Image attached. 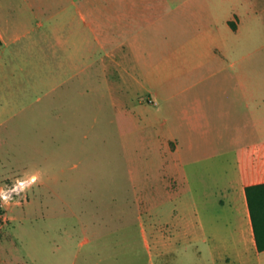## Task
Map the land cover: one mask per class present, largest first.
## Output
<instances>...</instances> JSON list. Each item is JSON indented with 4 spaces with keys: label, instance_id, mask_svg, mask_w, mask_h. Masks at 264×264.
I'll return each mask as SVG.
<instances>
[{
    "label": "rangeland",
    "instance_id": "rangeland-1",
    "mask_svg": "<svg viewBox=\"0 0 264 264\" xmlns=\"http://www.w3.org/2000/svg\"><path fill=\"white\" fill-rule=\"evenodd\" d=\"M111 1L87 0L88 26L84 0L0 4L8 44L0 59V188L37 176L22 204L3 206L0 264H212L195 246L207 231L221 264H264V251L236 231L245 194L221 204L231 191L198 181L184 187L167 170L160 143L142 115H132V100L147 95L127 88L112 49L151 26L143 39L150 56L183 55L193 67L208 57L194 35L211 25L232 53L242 42L249 83L264 87V0H152L149 13L115 37L100 28ZM170 6L181 47L165 43L154 21ZM229 16L240 31L217 28ZM200 212L206 219L195 220Z\"/></svg>",
    "mask_w": 264,
    "mask_h": 264
},
{
    "label": "crops",
    "instance_id": "crops-1",
    "mask_svg": "<svg viewBox=\"0 0 264 264\" xmlns=\"http://www.w3.org/2000/svg\"><path fill=\"white\" fill-rule=\"evenodd\" d=\"M150 4L152 0H112L100 28L112 30L115 37L116 31L125 32L134 20L148 14ZM83 6L81 17L88 26L87 0ZM176 10L170 6L155 15L154 21L160 19V36L165 43L181 47L186 42L177 30L181 21L172 17ZM221 21L217 28L227 32L241 29L239 19L229 16ZM150 28L128 32L119 43H113L112 49L117 45L120 53L117 67L120 72L127 71V88L138 95L144 90L148 98V103L132 100V109L138 112L132 115H142L145 127L160 143L167 170L181 178L184 187L194 188L198 181L208 189L231 191L228 198L222 195L218 201L233 205L236 198L244 196L248 184L264 182V87L249 83L242 42H236L240 49L232 53L221 37L223 31L219 33L211 25L206 27L209 32L204 27L198 29L194 39L208 46V57L205 60L200 54L198 63L191 67L183 55L150 56L152 49L143 46L150 42L143 40ZM5 33L0 16V59L8 45ZM244 197L247 203L246 194ZM194 219L204 220L206 216L200 212ZM236 231L256 246L248 207ZM200 236L196 252H208L212 264H221L213 246L214 235L207 231ZM221 254L226 258L225 252Z\"/></svg>",
    "mask_w": 264,
    "mask_h": 264
},
{
    "label": "trees",
    "instance_id": "trees-1",
    "mask_svg": "<svg viewBox=\"0 0 264 264\" xmlns=\"http://www.w3.org/2000/svg\"><path fill=\"white\" fill-rule=\"evenodd\" d=\"M2 39L0 37V45ZM247 205L253 226L255 243L258 251H264V182L248 184L245 187ZM3 207L0 205V224Z\"/></svg>",
    "mask_w": 264,
    "mask_h": 264
},
{
    "label": "built area",
    "instance_id": "built-area-1",
    "mask_svg": "<svg viewBox=\"0 0 264 264\" xmlns=\"http://www.w3.org/2000/svg\"><path fill=\"white\" fill-rule=\"evenodd\" d=\"M34 181L33 176H30L26 178H18L13 183L2 186L0 191L4 194H8L10 198L7 202L0 199V205L3 207L5 204H22V202L26 200L27 190Z\"/></svg>",
    "mask_w": 264,
    "mask_h": 264
},
{
    "label": "clouds",
    "instance_id": "clouds-1",
    "mask_svg": "<svg viewBox=\"0 0 264 264\" xmlns=\"http://www.w3.org/2000/svg\"><path fill=\"white\" fill-rule=\"evenodd\" d=\"M9 198L10 197L8 194H4L2 191H0V199H3L5 202H7Z\"/></svg>",
    "mask_w": 264,
    "mask_h": 264
},
{
    "label": "water",
    "instance_id": "water-1",
    "mask_svg": "<svg viewBox=\"0 0 264 264\" xmlns=\"http://www.w3.org/2000/svg\"><path fill=\"white\" fill-rule=\"evenodd\" d=\"M33 178L35 179V178H37V176H36V175H34V176H33Z\"/></svg>",
    "mask_w": 264,
    "mask_h": 264
}]
</instances>
